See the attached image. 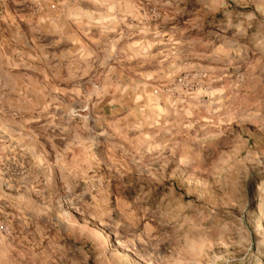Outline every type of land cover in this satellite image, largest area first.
<instances>
[{
  "label": "rangeland",
  "instance_id": "rangeland-1",
  "mask_svg": "<svg viewBox=\"0 0 264 264\" xmlns=\"http://www.w3.org/2000/svg\"><path fill=\"white\" fill-rule=\"evenodd\" d=\"M0 264H264V0H0Z\"/></svg>",
  "mask_w": 264,
  "mask_h": 264
},
{
  "label": "built area",
  "instance_id": "built-area-1",
  "mask_svg": "<svg viewBox=\"0 0 264 264\" xmlns=\"http://www.w3.org/2000/svg\"><path fill=\"white\" fill-rule=\"evenodd\" d=\"M180 81H182V79H180Z\"/></svg>",
  "mask_w": 264,
  "mask_h": 264
}]
</instances>
